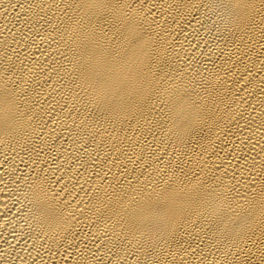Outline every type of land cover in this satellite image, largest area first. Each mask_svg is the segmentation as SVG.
Segmentation results:
<instances>
[{
  "label": "bare ground",
  "instance_id": "bare-ground-1",
  "mask_svg": "<svg viewBox=\"0 0 264 264\" xmlns=\"http://www.w3.org/2000/svg\"><path fill=\"white\" fill-rule=\"evenodd\" d=\"M0 264H264V0H0Z\"/></svg>",
  "mask_w": 264,
  "mask_h": 264
}]
</instances>
